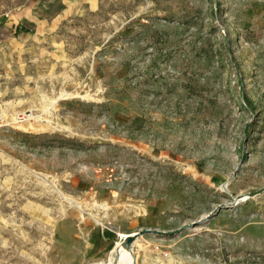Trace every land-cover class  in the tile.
Returning a JSON list of instances; mask_svg holds the SVG:
<instances>
[{
    "label": "rangeland",
    "instance_id": "rangeland-1",
    "mask_svg": "<svg viewBox=\"0 0 264 264\" xmlns=\"http://www.w3.org/2000/svg\"><path fill=\"white\" fill-rule=\"evenodd\" d=\"M0 108V264H264V0H0Z\"/></svg>",
    "mask_w": 264,
    "mask_h": 264
},
{
    "label": "water",
    "instance_id": "water-1",
    "mask_svg": "<svg viewBox=\"0 0 264 264\" xmlns=\"http://www.w3.org/2000/svg\"><path fill=\"white\" fill-rule=\"evenodd\" d=\"M154 232V233H160V234H166L167 232L160 231V230H151V229H146V230H141L132 234H128L127 236L124 237L123 241L121 242L122 246L125 247L126 249L132 250L133 245L135 241L138 239L139 236H141L144 233L147 232Z\"/></svg>",
    "mask_w": 264,
    "mask_h": 264
},
{
    "label": "bare ground",
    "instance_id": "bare-ground-1",
    "mask_svg": "<svg viewBox=\"0 0 264 264\" xmlns=\"http://www.w3.org/2000/svg\"><path fill=\"white\" fill-rule=\"evenodd\" d=\"M28 116L31 117L32 115L29 114ZM29 117H28V118H29ZM117 250H118V254L115 255L116 258H117L118 256H120L121 253L124 251V252H123V257H122V259H121V261H120V264H131L132 250L126 249L125 247L122 246L121 243L118 245ZM113 260H114V257H113V255H111V259H110L109 262H107V263H105V262H99V263H95V264H114V261H113ZM132 264H134V259H133V261H132Z\"/></svg>",
    "mask_w": 264,
    "mask_h": 264
},
{
    "label": "built area",
    "instance_id": "built-area-1",
    "mask_svg": "<svg viewBox=\"0 0 264 264\" xmlns=\"http://www.w3.org/2000/svg\"><path fill=\"white\" fill-rule=\"evenodd\" d=\"M4 123V119H3V111L2 109L0 108V127L3 125Z\"/></svg>",
    "mask_w": 264,
    "mask_h": 264
}]
</instances>
